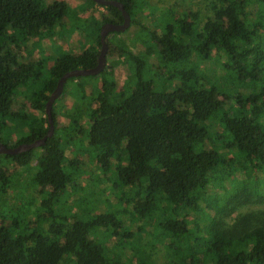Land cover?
Listing matches in <instances>:
<instances>
[{"label": "trees", "instance_id": "16d2710c", "mask_svg": "<svg viewBox=\"0 0 264 264\" xmlns=\"http://www.w3.org/2000/svg\"><path fill=\"white\" fill-rule=\"evenodd\" d=\"M115 1L135 24L133 0ZM85 2L95 6L90 0ZM97 7L106 15L99 20L91 17L90 46L52 61L30 106L39 113L38 120L25 137L6 146L43 136L47 129L44 104L58 78L67 71L95 65L100 26L121 21L117 9ZM66 12L62 1L43 7L42 0H0L1 118L10 113L16 88L40 65L39 60L19 62L20 53L24 55L20 43L40 38ZM167 13L172 16L171 8ZM174 23L148 34L163 76L170 66L206 62L221 53L230 87L210 85L195 70L182 68L173 69L180 84L172 91L155 88L144 78L149 46L141 40L142 49L133 52L121 40L110 39L117 33L106 36V55L114 62L89 77L105 79L82 103L84 108L72 103L67 122L58 125L52 106L53 135L44 146L14 156L0 155V198L11 191L15 168L27 167L32 161L36 167L30 178V202L21 204L15 216L7 213L0 220V264H120L97 245L94 231L102 230L123 242L132 239L133 232L122 229L113 213L83 206L87 196L76 182L83 164L75 157L65 159L64 151L73 144L76 136L72 133L82 120L81 134L86 127L87 147L95 151V167L101 173L99 185L109 182L104 179L113 170V190L124 195V190L137 188L119 201L132 207L139 222L136 234L161 230L162 234L151 235L155 242H163L164 264H264V211L227 222L237 207L264 201V0H211L205 17L198 19L196 12L182 8ZM123 61L129 64L130 73L115 91L111 71ZM65 166L75 173L67 174ZM68 188L79 199L72 201L69 213L56 215L53 208ZM32 202L40 211L28 219L26 224L31 227L25 225L20 232ZM198 213L201 220L196 223ZM132 253L131 264H152L139 248Z\"/></svg>", "mask_w": 264, "mask_h": 264}, {"label": "rangeland", "instance_id": "374dc122", "mask_svg": "<svg viewBox=\"0 0 264 264\" xmlns=\"http://www.w3.org/2000/svg\"><path fill=\"white\" fill-rule=\"evenodd\" d=\"M55 1H62L65 3L67 12L61 22L55 25L49 31L42 33L40 38L29 40L27 42L20 43V50L24 52L20 53V63H33L39 60L40 65L34 66L37 70L33 76L29 77L21 86L16 88L13 93L12 106L10 113L5 117H0V141L5 145H12L22 137H25L30 132L31 125L34 124L39 118V113L31 109V102L33 95L39 91L42 82L47 77V68L55 59L62 55L77 54L90 46L88 41V35L93 33L92 31V19L99 20L101 16H105V11L95 6H90L88 3H84V0H42L43 7H47L49 4ZM211 0H133V8L131 10L132 20L135 22L130 23V26L126 32H120L113 37L112 40H121L124 46L129 50L135 52L142 49L140 41L149 46L151 49V55L148 59V64L145 67L146 76L145 79H150L155 88H162L165 91H172L176 86L180 84L179 78L174 75L173 69L179 70L182 68H191L195 70L197 76H202L203 80L210 85L226 84L229 86V81L226 74L227 70L223 68V64L226 62V58L223 54L211 55L206 62L193 61L189 65H176L166 68V78L163 76L164 70L161 65L157 64V56L154 52V46L150 43L149 33H159L161 26L171 25L174 26L176 19L181 17V9L188 8L197 13V18H203L208 14V2ZM173 3L177 4V8H172ZM85 4V6H84ZM179 6V8H178ZM171 8L172 16L168 15L167 10ZM92 17V19H91ZM107 53V52H106ZM30 55V56H28ZM119 62L122 59H118ZM114 62V59H110L105 55V64L110 66ZM129 64L124 61L114 66L112 69V79L115 83V91H118L121 87L126 76L130 73ZM107 68V69H108ZM225 77V78H224ZM224 78V79H223ZM105 77L89 78L81 77L79 80L74 79L68 81L64 86V93L61 99L57 98L54 101V107L57 124H63L67 122L68 116L71 112V105L74 102L85 103L90 97L92 90L99 88L101 80ZM111 79V78H110ZM227 80V83L225 82ZM114 97L112 95L110 99ZM84 104H82V108ZM52 113V109H51ZM83 119V117H81ZM84 120L77 123L75 127L76 131L73 144L67 147L64 151L65 159L75 157L83 166L80 172L81 178L76 179V182L82 184V187L86 193L85 208H93L95 212H110L113 213L116 219L119 221L122 229L133 232L132 239L128 241H121L112 239L109 234H106L102 230H95V242L102 248L107 249L109 256L115 257L120 264H131L134 260L132 251L137 248L144 252L149 262L152 264H164L167 260L166 251L161 245L163 242L158 239V243L152 239L153 234H162L161 230L152 229L146 230L140 233H135L136 228L139 227V222L136 221L134 214L132 213V207L124 205L119 201L120 197L124 199L127 195L133 194V189L124 190V195L119 190H113L111 187L114 182L113 170H109L105 176V181H109L104 185H99L97 179L101 177V173L95 167L93 156L95 151L87 147L86 140V127L81 134L80 128L83 125ZM78 130V131H77ZM80 131V132H79ZM79 134H76V133ZM71 134V135H72ZM222 151H220L221 153ZM39 153V151H37ZM36 153V154H37ZM222 154V153H221ZM15 176H12L11 191H7L0 198V220L7 216L16 215L21 204L30 202L32 182L30 180L33 173L36 171L35 162L32 161L27 167L15 168ZM12 170V169H11ZM9 170V171H11ZM14 171V170H13ZM75 169L65 166V172L67 174H74ZM89 180L86 182L85 180ZM85 179V180H84ZM82 180V181H81ZM84 194H79L80 198L84 197ZM78 195H72L69 188L60 195V204L58 207L53 208V213L56 215L66 214L72 210V201L79 199ZM40 211L37 204L32 202L30 207L26 209L25 216L23 218V224L20 225V232L28 226V219L33 218V212ZM264 211V201L251 202L249 204L237 207L231 216L227 219L228 225L232 223L231 219L238 215L257 213ZM201 220L198 213L194 221L199 223ZM46 224V223H45ZM42 225V224H41ZM43 226V225H42ZM162 237V235L160 236ZM160 243V244H159ZM105 251V253H106Z\"/></svg>", "mask_w": 264, "mask_h": 264}, {"label": "water", "instance_id": "95a60500", "mask_svg": "<svg viewBox=\"0 0 264 264\" xmlns=\"http://www.w3.org/2000/svg\"><path fill=\"white\" fill-rule=\"evenodd\" d=\"M93 4L101 7H113L120 12L121 23H103L99 28V43L100 47L96 56L95 65L92 68L74 69L63 73L57 80L53 91L49 94L47 101L44 104V115L47 122V129L43 136L33 140L30 143H21L14 147L6 146L0 143V155L14 156L24 152H28L35 148H40L45 145L48 138L53 135V121L51 117V109L53 102L60 97L64 83L70 78L93 77L99 75L108 66L105 64V55L107 45L105 37L108 33H120L125 31L129 26V15L124 10L123 5L115 0H90Z\"/></svg>", "mask_w": 264, "mask_h": 264}, {"label": "flooded vegetation", "instance_id": "af4514ba", "mask_svg": "<svg viewBox=\"0 0 264 264\" xmlns=\"http://www.w3.org/2000/svg\"><path fill=\"white\" fill-rule=\"evenodd\" d=\"M129 18H130V17H129ZM121 22H122V19H121L120 22H117V23H121ZM129 24H130V21H129ZM111 34H113V33H108L106 36L111 35Z\"/></svg>", "mask_w": 264, "mask_h": 264}, {"label": "crops", "instance_id": "0c3cea01", "mask_svg": "<svg viewBox=\"0 0 264 264\" xmlns=\"http://www.w3.org/2000/svg\"><path fill=\"white\" fill-rule=\"evenodd\" d=\"M84 6H85V4H84Z\"/></svg>", "mask_w": 264, "mask_h": 264}]
</instances>
